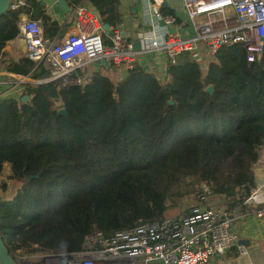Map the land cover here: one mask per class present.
I'll return each mask as SVG.
<instances>
[{"label": "trees", "instance_id": "trees-1", "mask_svg": "<svg viewBox=\"0 0 264 264\" xmlns=\"http://www.w3.org/2000/svg\"><path fill=\"white\" fill-rule=\"evenodd\" d=\"M25 1L0 16V68L48 79L44 63L13 61L4 51L19 35L22 13L42 19L46 35L63 34L41 0ZM89 1L102 24L120 28V0ZM160 11L174 14L168 6ZM103 39L109 42L106 32ZM202 68L190 52L168 65L167 82L142 67L116 80L104 66L86 74L81 67L72 76L87 83H27L21 97L0 100V189L7 191V179L22 180L12 196L0 197L9 249L76 252L89 235L162 221L170 186L186 177L208 184L229 211L243 207L264 145V52L249 62L242 45L225 46Z\"/></svg>", "mask_w": 264, "mask_h": 264}, {"label": "built area", "instance_id": "built-area-1", "mask_svg": "<svg viewBox=\"0 0 264 264\" xmlns=\"http://www.w3.org/2000/svg\"><path fill=\"white\" fill-rule=\"evenodd\" d=\"M25 4V0H11V9ZM182 5L192 32L186 33L174 14L163 15L159 10L165 30L142 33L136 40L140 42L139 49L135 47L136 41L120 28L111 31L109 42H105L104 28L82 6L74 7L73 29L62 37L46 35L42 19L22 13L18 22L19 36L25 42L27 56L37 65L44 63L51 72L49 78L61 79L62 86L89 82V77L75 78L73 72L92 62H96L98 70L103 66L101 59H105L108 70L122 72L142 67L167 82L170 76L166 69L153 68L159 60V52L167 56V67L175 64L182 52L192 53L203 66L212 61L221 48L234 44L244 47L249 62L261 58L264 0H182ZM150 58L152 61L145 64ZM24 76L2 71L0 100L18 98L28 83ZM260 149L262 151L264 145ZM217 197L211 187L204 184L196 201L181 217L141 223L109 237L100 233L89 235L84 249L76 252H39L36 253L40 256L38 260L33 255L13 254L19 264H122V261L126 264H206L209 259L233 248L246 254L247 248L232 227L238 209L229 211L222 202H216ZM243 206L264 218V183L255 185L249 195L243 196Z\"/></svg>", "mask_w": 264, "mask_h": 264}, {"label": "crops", "instance_id": "crops-1", "mask_svg": "<svg viewBox=\"0 0 264 264\" xmlns=\"http://www.w3.org/2000/svg\"><path fill=\"white\" fill-rule=\"evenodd\" d=\"M41 1L42 4L45 6V9L48 12L52 13L53 16L58 20V22L62 26L63 34L60 37H62L69 30L73 29V22L76 17L74 10L78 6L84 7L91 15L96 17L98 23L101 24L103 27L98 11L89 0H84L83 2H80L75 6V8L71 6V0H68L69 5L71 7V10L68 11L64 10L60 5H58L56 0ZM180 5L182 7L181 11L185 12L184 7L182 5V0H120L119 8L123 15V23L120 26V29L128 36V38L134 41H136L142 33H162L166 27L163 21L160 20V15L158 12L161 6H168L174 9V15L177 17L178 22L183 25L184 31L186 33H191L192 31H190L189 26L192 27V25L190 24L189 19L188 22L185 23L184 20L180 17V9L178 7ZM26 14L27 13H23V15L27 16ZM102 32H106L105 29ZM4 51L6 52L8 59H11L13 61H18L21 58L27 56L25 42L19 35L7 41L4 47ZM151 61L152 58L148 59L145 64ZM155 63L156 66H154L153 68L158 67L160 68V70L166 69L167 71V56L165 55V53L159 52V60ZM148 66L149 65H147V67ZM105 68L107 69V71L111 70H108L107 67ZM2 71L8 72V70L4 67L0 68L1 74ZM111 71L114 70L112 69ZM120 73H122L124 76L125 71H122ZM21 95L19 97H21ZM262 151L264 152V149ZM6 168L8 174L10 166L7 164ZM255 172L257 181L256 185L263 184L264 156L263 158L259 157V160L256 164ZM237 209L238 210L234 213L235 216L232 227L233 230L239 235L243 245H245V247L247 248V253L240 254L237 248H233L224 255L209 259L206 264H264V218L258 217L253 211H251V209L245 206L238 207ZM246 209L247 211L249 210V212H247V214H242V210L245 211ZM38 257H40L39 254L33 255V258L35 260H38ZM122 262V264H126V261Z\"/></svg>", "mask_w": 264, "mask_h": 264}, {"label": "rangeland", "instance_id": "rangeland-1", "mask_svg": "<svg viewBox=\"0 0 264 264\" xmlns=\"http://www.w3.org/2000/svg\"><path fill=\"white\" fill-rule=\"evenodd\" d=\"M180 9V17L184 20L185 23L188 22L187 15L184 11L182 10L181 5L178 6ZM190 31H192V27L189 26ZM96 67V62H92V64H88L85 67H82V71L86 74L89 73L92 70H95ZM203 71H206L207 69V64L203 65ZM126 71V70H125ZM110 76L113 79H119L121 76H123L122 73L117 72V71H108ZM75 82V81H71ZM56 106H60V102H56ZM264 152L262 151L260 158H263ZM6 178V176L4 177ZM8 182V189L7 191L3 192L2 189H0V197H10L15 193V190L21 185L22 180L21 179H16L14 181H9ZM202 184L198 183V181L192 177H186L182 179L180 182L175 183V185H171L169 190H168V209L166 212V217H171V218H178L181 217L185 211L196 201V196L197 193L200 191V187ZM196 186L197 190L192 192V193H187L188 189H191L192 187ZM218 196V195H217ZM216 202H222L224 205V197L218 196L215 198ZM249 210L247 209L245 211L242 210V214H247Z\"/></svg>", "mask_w": 264, "mask_h": 264}, {"label": "water", "instance_id": "water-1", "mask_svg": "<svg viewBox=\"0 0 264 264\" xmlns=\"http://www.w3.org/2000/svg\"><path fill=\"white\" fill-rule=\"evenodd\" d=\"M57 4L60 5L64 10H71V7L69 5V2L67 0H56ZM9 10H11V0H0V16L3 14L7 13ZM103 28L106 31L107 35H110L111 32V26L109 24H103ZM135 47L137 49L140 48V42L136 41L135 42ZM101 64L105 67H107V63L105 59H101ZM24 78L28 81V83H34V84H39V83H45L52 81V78L44 79V80H35L31 79L28 76H24ZM210 91L213 90V86H210L209 89ZM117 97V95H116ZM28 99V95H24L22 97L23 101H26ZM170 104L173 103L172 100L169 101ZM59 113L67 114V110L65 108L59 109ZM34 176H28L24 179V181L32 179ZM0 264H19L15 255L13 252L9 249L7 246V243L4 239L3 233L0 229Z\"/></svg>", "mask_w": 264, "mask_h": 264}]
</instances>
